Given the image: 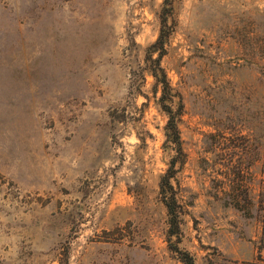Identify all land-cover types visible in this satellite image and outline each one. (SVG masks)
Instances as JSON below:
<instances>
[{"label": "rangeland", "instance_id": "374dc122", "mask_svg": "<svg viewBox=\"0 0 264 264\" xmlns=\"http://www.w3.org/2000/svg\"><path fill=\"white\" fill-rule=\"evenodd\" d=\"M164 2L0 0V264H264V0H173L183 154Z\"/></svg>", "mask_w": 264, "mask_h": 264}, {"label": "trees", "instance_id": "16d2710c", "mask_svg": "<svg viewBox=\"0 0 264 264\" xmlns=\"http://www.w3.org/2000/svg\"><path fill=\"white\" fill-rule=\"evenodd\" d=\"M174 5L173 0H165L164 8L161 15L162 30L157 41L149 48V58L152 53H159L158 58L156 59L157 67L152 69V76L155 77L157 84L161 87L162 96L160 97V105L164 112L169 116L168 124L166 127L167 141L176 146L178 152L183 154L182 148V139L179 129V121L182 112V107L174 111L173 103L175 95L173 94V88L168 79L167 73L164 68L161 66V59L164 56L165 46L170 38V31L168 30V21L169 18L173 15ZM156 68V69H155ZM174 168L171 167L170 172L165 174L162 178L161 189L162 195L164 196V203L168 210L169 215V224L171 226V234L180 235V214L179 204L174 191L171 180L174 178L173 175ZM170 249L172 252L176 253L178 259L183 264H196L194 257L190 252L182 250L177 244H171Z\"/></svg>", "mask_w": 264, "mask_h": 264}]
</instances>
